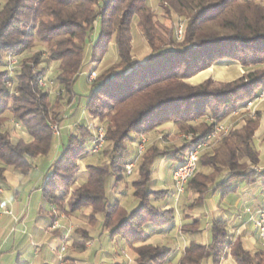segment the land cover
<instances>
[{
	"label": "trees",
	"instance_id": "trees-1",
	"mask_svg": "<svg viewBox=\"0 0 264 264\" xmlns=\"http://www.w3.org/2000/svg\"><path fill=\"white\" fill-rule=\"evenodd\" d=\"M150 2L2 1L0 179L7 168L28 175L36 160H50L43 187L47 202L62 208L59 193H64L70 195L69 212L92 206L90 220L96 222L97 216L102 215L104 231L133 249L136 264H165L172 256L170 248L145 245L147 226L162 229L175 222L174 209L162 210L155 205V200L166 191L149 190L155 159L170 156L179 167L189 150L208 142L216 126L255 102L264 92V3L159 0L168 16L181 20L183 29L179 37L174 25L158 19ZM135 26L151 49L143 62L133 58ZM111 44L116 45L118 61L90 82L91 91L83 110L100 127H105L103 154L107 161L89 165L87 181L75 186L79 162L92 152L95 135L81 123L65 131L57 141L52 127L56 123L66 126L67 117L59 112L61 97L53 99L48 88L39 86L40 80L47 76L51 64H57L54 80L69 99L68 103L72 102L76 98L75 85L89 61H100ZM9 57L17 58L20 63L12 76L7 67ZM222 61L239 63L246 74L221 85L211 79L196 86L188 82ZM79 108L78 105L76 111ZM263 116L260 110L246 113L241 127H233L213 145L210 153L200 156L195 176L187 185L198 194L191 208L218 190L231 194L236 190L235 183L258 185L264 193V168L255 169L261 164V156L254 143ZM11 121L22 126L31 141L14 140L7 128ZM170 122L179 133L193 135L192 138L184 139L181 135L184 143L172 150L148 148L139 167L140 178L133 183V195L140 201L136 211L129 213L120 202L110 204L107 182L109 178L116 182L124 179L130 165L126 159L128 143ZM202 167L212 172L205 173L200 170ZM224 173L223 180L217 182ZM198 227L195 220L184 230L194 231ZM210 234V244L189 245L181 264H202L206 259L220 264L227 250L237 264H264V250L254 254L246 251L241 239L230 236L226 221H213ZM64 264L72 263L65 260Z\"/></svg>",
	"mask_w": 264,
	"mask_h": 264
},
{
	"label": "crops",
	"instance_id": "crops-1",
	"mask_svg": "<svg viewBox=\"0 0 264 264\" xmlns=\"http://www.w3.org/2000/svg\"><path fill=\"white\" fill-rule=\"evenodd\" d=\"M90 66H93V62ZM88 118L91 119L89 116ZM242 125L241 122L237 127ZM17 126L21 128L20 125ZM72 127L73 124L66 126L64 132L71 130ZM260 130L264 136V125H260L255 134V146ZM9 131L12 134L10 129ZM179 134L176 125L170 122L160 126L148 136L154 140L158 137L164 138L165 145L162 149L172 150L182 145L176 137ZM22 138L27 142L31 141L27 132ZM140 140L141 137L137 141L129 142L126 159L133 167L142 156L137 147ZM58 152L59 148L56 153ZM85 157L92 160L81 159L83 167H79L76 185H82L87 181L88 166L93 165L92 153ZM178 165L179 163L170 156H158L155 159L151 186L159 191H166L165 196L155 200V205L160 209H174L175 222L162 229L147 226L145 231L148 239L145 245L170 248L172 256L165 264H181V259L189 245L192 242L210 244L211 223L223 220L227 222L229 234L233 239L241 236L246 251L254 254L264 250V236L257 231L253 221V216L256 217V214L264 209V193L258 185L243 186L235 183L236 190L231 194H223L218 190L217 193L209 194L204 202L191 208L198 199V194L189 187L184 193H177L173 174ZM49 167L50 160L38 159L28 175L7 168L4 177L0 179V207L13 214L11 216L0 213V264H64L65 260L72 264H134L136 254L133 249L104 231L102 215L97 216L94 225L89 223L92 207L69 212L70 195L64 193H59V197L63 200L62 208L47 202L43 187ZM200 170L208 174L212 172L211 169L203 167ZM225 175L226 173L221 175L217 182L223 180ZM128 183L126 178L120 182L112 178L106 196L110 204L120 202L129 213H132L139 208L140 201L134 197ZM151 186L149 190L153 191ZM195 220L199 222L198 229L184 230L185 226L192 225ZM63 247L66 248L64 252L61 251ZM202 264L215 263L211 259H206ZM220 264H237V262L227 250Z\"/></svg>",
	"mask_w": 264,
	"mask_h": 264
},
{
	"label": "rangeland",
	"instance_id": "rangeland-1",
	"mask_svg": "<svg viewBox=\"0 0 264 264\" xmlns=\"http://www.w3.org/2000/svg\"><path fill=\"white\" fill-rule=\"evenodd\" d=\"M260 1H262L264 3V0H260ZM150 4H151L153 10L155 11L158 19L167 25H174V28L177 30V35L179 37H181L182 34L179 35L180 34L181 20L175 16H170V15L168 16L167 13L161 7L159 0H151ZM150 54H151V49L148 46V43L146 41L144 34L141 31H139L135 26L134 27V33H133V58L135 60L141 61V60L146 59L147 56ZM27 55H30V54H27ZM116 56L118 57L117 48H116L115 44H112V46L109 47V50L105 54V56L100 61L93 62L92 67L91 66L89 67V65L91 64L90 63L91 61H89V63L87 64L88 66L85 69V74L82 75L78 79V81L75 85L74 92L76 94V98L70 103H68L69 99L61 93L60 88L58 87L57 83L54 80L55 76L58 74V70L56 69L57 64H55V63L51 64L50 70L48 71L47 76L43 77V80H44L43 83H45V82L48 83L49 78H50V81L52 82V84L48 86L49 88L47 87L49 92L51 93L52 98L58 99L59 96L61 97L59 112L60 113L62 112L61 113L62 117H64V118L67 117V118H65L66 119L65 121L67 122V123H65L66 126L73 124L74 127H72V129L73 128L75 129L78 126V124L85 123L89 128H91L93 130V133L95 135V140H96V135H97V132L99 129L104 128V135H105V127L104 126L100 127V124L98 122H96L95 120L89 119L87 113H86V116H83L85 114L83 112V110L86 109L87 102H88V94L91 91L90 82L97 79V77L100 75V73L102 71H104L105 69L110 67L112 64H114V62H116ZM245 74H246L245 69L239 63L231 62V61H222V62H218V63L212 65L209 69L199 73L198 75L193 77L192 80H190L189 82L192 84H195V85H199V84L205 82L206 80L211 79L215 83L221 85V84H226V83L235 81V80L241 78L242 76H244ZM260 96H263V99L257 100L253 103L252 102L249 103L245 109L241 110L237 114L232 115L225 123H223V125L226 126L225 128L228 129V132L226 134H222L221 140L224 136H226L233 129V127L235 128L241 122L243 123V121H244L243 117H245L246 113H249L250 111L255 113L257 110L264 112V92ZM77 98L79 99L78 104H77ZM78 105L80 108L76 111V107H78ZM82 112H83V114H82ZM69 117H71V118H69ZM55 125L58 126L59 128H61V135L63 133H65L64 128L66 126L63 127L62 123L61 124L56 123ZM263 125H264V116H263V119L261 122V126H263ZM20 127L21 128H19L17 125H15L14 121H11L7 125L8 130L10 129L12 131L11 136L14 140L25 137V135H26V130L22 126H20ZM98 127H100V128H98ZM181 135H182V133H180L176 137H178L177 140L183 144L184 140L182 138H184V139H186V138L184 137L185 135H182V138H181ZM187 136H189V135H187ZM192 136H191V138H192ZM209 141L210 140L208 138L207 146L210 148H208L207 146L203 147L200 150V156L202 154H205L208 152L210 153L211 150L213 149V145L220 142V141H218V142L217 141H215V142L210 141L209 142ZM164 142H165L164 138L158 137V138H156V140H154V139L150 138L148 135H142L141 140L138 142V145H137L138 150H139V154L143 156L145 154V152L148 150V148H150L152 146H155L162 151V150H164V149H162L163 148L162 146L165 145ZM128 146H129V143H128ZM142 147H143V149H142ZM165 147H167V146H165ZM256 147H257V150L259 151L261 159H262L261 164L257 168H255L256 170H259L261 168H264V141H263L262 130H260L258 137H256ZM103 150H104L103 147H101L100 150H98L97 152H95V153L91 152L92 155L94 156L93 165L102 164V163L107 161V157L103 154ZM136 154L138 155L137 150H136ZM142 156H141V159L137 160V163L135 162L134 167L132 165L131 174L127 173V171H128L127 168L125 171L124 179L125 178L128 179V181H129L128 186H129V188L131 187V189L133 191H134L133 183L135 181H138L140 178L139 177V167L143 161ZM83 158H84L83 160H85V161L92 160L91 158H86V157H83ZM82 164L83 163H81V160H80L79 167H83ZM111 179L112 178H109V180L107 182V187L111 186L110 185ZM151 179H152V177H151ZM75 186H78V185L75 184ZM151 189L153 190L152 192H161V191L157 190V188H155L153 185L151 186ZM165 195H166V192H165V194L161 195V197H163ZM158 198H160V197H158ZM87 207H92V206H87ZM92 210H93V207H92ZM162 210H164V209H162ZM92 214H93V211H92ZM92 214L90 215L88 220H89V223L91 225H94L96 222H93L90 220ZM237 238L241 239V236L239 235ZM136 246H140V244H137ZM134 264H136V262H134Z\"/></svg>",
	"mask_w": 264,
	"mask_h": 264
},
{
	"label": "bare ground",
	"instance_id": "bare-ground-1",
	"mask_svg": "<svg viewBox=\"0 0 264 264\" xmlns=\"http://www.w3.org/2000/svg\"><path fill=\"white\" fill-rule=\"evenodd\" d=\"M1 4H2V0H0V7H1ZM182 29H183V27L180 29V34L179 35L182 34ZM15 63H19L18 59L15 58V57H9V64H15ZM43 81L44 80L42 78L40 80V85H44V84L47 83V82L43 83ZM48 86L49 85H47V87ZM218 127H219V125L216 127V129L213 132V134L210 135L209 140L212 138V136H214V139L210 140V141H214V142L215 141H217V142L221 141L222 134H226L228 132V129H226L225 127H222V128H218ZM53 132H54L55 138L58 140L60 138V133H55L54 128H53ZM98 135H104V128H101V129L98 130L97 135H96V142H97V136ZM191 136L192 135H189V136L185 135L184 137L186 139H191ZM207 144L208 143H206L204 145L203 144L198 145L197 147L192 148L188 152L185 162L182 163L177 168V170L174 172L173 180H177V177H182V171H186L190 166H191V170H197L199 159H194V154H196V152L199 151V149L201 150L203 147H206ZM103 145H104V138H101L99 140V143H98L95 151L97 152L98 150H100V148L103 147ZM142 149H143V147H142ZM199 158H200V153H199ZM127 170L128 171L130 170V166L129 165L127 166ZM128 171H127V173H128ZM195 173H196V171H191V172L188 173L187 177H185V180L183 182V189H186V187H187L188 183L190 182V180L195 176ZM129 174H131V171H129Z\"/></svg>",
	"mask_w": 264,
	"mask_h": 264
},
{
	"label": "built area",
	"instance_id": "built-area-1",
	"mask_svg": "<svg viewBox=\"0 0 264 264\" xmlns=\"http://www.w3.org/2000/svg\"><path fill=\"white\" fill-rule=\"evenodd\" d=\"M183 24L181 23L180 24V29L182 28ZM20 63H15V64H8V71L10 73V75H15L16 73V70L18 69ZM52 82L50 81V79L48 80V83L44 84V85H39L41 88H44V89H47V85H51ZM263 99V96H260L257 100H261ZM256 100V101H257ZM222 127H226L225 125L221 124L219 125L218 128H222ZM54 128V131L55 133H60V137H61V128H59L58 126L54 125L53 126ZM101 138H105V135H98L97 136V142H95V146L92 150L93 153H95V149L99 143V140ZM214 139V136H212V138L210 140H213ZM199 153H200V149L199 151L196 152V154H194V159H199ZM132 170V165H130V170ZM129 171H128V174H129ZM191 171H197V170H191V166L186 170V171H182V177H177V180H173L174 181V186L177 190V193L178 194H182L184 193L185 189H183V182L185 180V177H187L188 173L191 172ZM0 213L1 214H8V215H13L11 211L9 210H3L1 207H0ZM253 221H254V224H255V227L257 229L258 232H262L263 235H264V210H261L259 211L257 214H256V217L253 216ZM61 251L64 252L66 251V248L63 247L61 248Z\"/></svg>",
	"mask_w": 264,
	"mask_h": 264
}]
</instances>
